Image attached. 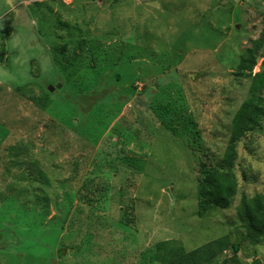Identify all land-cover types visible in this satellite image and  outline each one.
Here are the masks:
<instances>
[{
	"label": "rangeland",
	"instance_id": "obj_1",
	"mask_svg": "<svg viewBox=\"0 0 264 264\" xmlns=\"http://www.w3.org/2000/svg\"><path fill=\"white\" fill-rule=\"evenodd\" d=\"M262 61L264 0H0V264H159V241L222 236L239 252L208 264H264L235 212L264 197V116L228 208L199 214L197 173L223 168Z\"/></svg>",
	"mask_w": 264,
	"mask_h": 264
},
{
	"label": "trees",
	"instance_id": "obj_2",
	"mask_svg": "<svg viewBox=\"0 0 264 264\" xmlns=\"http://www.w3.org/2000/svg\"><path fill=\"white\" fill-rule=\"evenodd\" d=\"M262 41H253L252 47L240 57L235 68L236 76H249L256 65L257 54ZM260 72L251 78L247 98L241 103L233 115L230 125V137L224 150L223 168L209 163L198 166V196L201 215L205 208L215 206L226 209L231 205L237 193V181L233 173L236 160V143L247 134L259 128L264 116V61ZM49 103V100L45 99ZM165 123V122H164ZM237 219L243 230V238L249 244L257 245L264 241V197L256 194L252 197L242 196L235 207ZM130 223V219H127ZM226 250L236 254L239 244L233 243L228 236L211 240L195 249L186 250L175 240H162L156 243L155 251L159 264H208ZM221 264H227L223 261ZM249 264H263L254 258Z\"/></svg>",
	"mask_w": 264,
	"mask_h": 264
},
{
	"label": "water",
	"instance_id": "obj_3",
	"mask_svg": "<svg viewBox=\"0 0 264 264\" xmlns=\"http://www.w3.org/2000/svg\"><path fill=\"white\" fill-rule=\"evenodd\" d=\"M49 90L52 91L53 90V87H49Z\"/></svg>",
	"mask_w": 264,
	"mask_h": 264
},
{
	"label": "crops",
	"instance_id": "obj_4",
	"mask_svg": "<svg viewBox=\"0 0 264 264\" xmlns=\"http://www.w3.org/2000/svg\"><path fill=\"white\" fill-rule=\"evenodd\" d=\"M151 4H154V5H156V3H155V2H153V3H151Z\"/></svg>",
	"mask_w": 264,
	"mask_h": 264
},
{
	"label": "built area",
	"instance_id": "obj_5",
	"mask_svg": "<svg viewBox=\"0 0 264 264\" xmlns=\"http://www.w3.org/2000/svg\"><path fill=\"white\" fill-rule=\"evenodd\" d=\"M150 1V0H149Z\"/></svg>",
	"mask_w": 264,
	"mask_h": 264
}]
</instances>
